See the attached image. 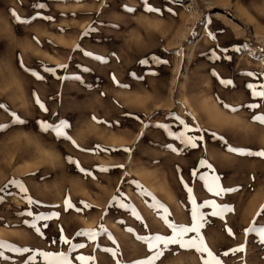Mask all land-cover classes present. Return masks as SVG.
<instances>
[{
	"label": "rangeland",
	"instance_id": "374dc122",
	"mask_svg": "<svg viewBox=\"0 0 264 264\" xmlns=\"http://www.w3.org/2000/svg\"><path fill=\"white\" fill-rule=\"evenodd\" d=\"M147 5L160 12L146 11L145 0H0V241L7 245L0 264H45L41 251L68 253L73 264L81 255L94 257L88 264H135L154 255L139 237L172 235L163 216L191 226L193 200L232 209L222 217L200 209V235L222 264H264V244L244 232L254 217L264 225V214L256 216L264 158L229 150L264 149V124L252 119L264 115V99L247 87L264 84V0ZM13 10L30 22H16ZM41 122L66 123V135ZM185 125L187 136L202 137L195 148L169 134ZM201 176L233 191L216 196ZM81 230L98 235L77 236ZM61 235L85 247L70 251ZM240 246L245 251L232 254ZM202 258L169 245L155 264Z\"/></svg>",
	"mask_w": 264,
	"mask_h": 264
},
{
	"label": "snow or ice",
	"instance_id": "6c2138e0",
	"mask_svg": "<svg viewBox=\"0 0 264 264\" xmlns=\"http://www.w3.org/2000/svg\"><path fill=\"white\" fill-rule=\"evenodd\" d=\"M175 2H179V0H175ZM145 4H146V9H145L146 11L158 12V13L160 12V9L153 8L150 5H147V0H145ZM34 7L42 8V7H44V5L43 4H35ZM167 10L169 12L172 11V9H167ZM128 11H134V9H128ZM173 14H175V13H173ZM12 15H13L14 20L18 23L30 22L29 20H25V19H22L21 17H19L18 14L15 12V10L12 11ZM45 18L46 19H52V17H45ZM92 30L93 29L89 28V31H92ZM84 34L87 35L88 33L85 32ZM209 35L212 39H215V36L213 34L210 33ZM77 48H79V46H77ZM247 48H248V45H242V46L236 47L235 51L239 52L242 49H247ZM85 54L88 56H93L92 53H85ZM93 58L100 60L101 62H105L103 57L94 56ZM213 58L214 59H220V57L216 56L215 54H213ZM228 59H231V57H228ZM165 63H166V61H165ZM60 67L61 68H67V65H60ZM46 71L53 72V74H54L55 70L54 69H46ZM32 74L35 75L37 77V79H43V77L39 76L35 72H33ZM213 74L216 75L215 73H213ZM246 75L252 76L253 73H246ZM221 83L224 84L225 86H228V85L232 84V81L221 80ZM247 87H248V89L251 90V94L254 98L264 99V84L255 85V84L250 83L247 85ZM36 103L40 106V108L42 110L47 111V109L45 108V106L39 100L38 97L36 99ZM0 107H3V106L0 105ZM224 107L229 108L231 111H237L238 110L236 108H232L230 105H227V104H225ZM247 107H249L250 109H256V108H259L260 105L259 104H249V105H247ZM16 119L19 120L18 117ZM252 119L254 121H258L261 124H264V115H255V116H253ZM19 122H23V121H19ZM41 123H42V128L44 131H48L49 129H51L52 131L55 132L57 137H62V136L66 135L65 132L63 131V129L65 127H67L68 125L64 122H62L59 125H55V126L47 124L46 122H41ZM181 123L183 124L184 122L181 121ZM161 127H163V125H161ZM188 131H191V129L187 125H185V131L184 132H181L179 134L169 132V134L172 135L174 139L179 140L181 143L185 144L186 147L195 148V147H197L195 140L196 139H202V137L193 138V137L187 136ZM197 131H198V129H197ZM67 138L71 139V137H67ZM73 143H75V142L73 141ZM169 147L174 152L178 151L174 147H171V146H169ZM229 150L232 152H238L240 154L254 155V156H259V157L264 158V149H262L260 151H256V152H252L250 150L235 149V148H230ZM125 151H130V150L125 149ZM69 159H70V162H72L71 158H69ZM201 165H207V167H209V168L212 167L210 164H207V161H205V160L201 161ZM101 170L106 171L107 169H101ZM194 175H195V173H194ZM201 179L206 180L208 191L214 193V195H216V196L222 195V193H224L225 191H233V189H223L219 184V178L218 177L201 176ZM189 192H191V189H189ZM193 205H194V207H193L192 213H191V215H192L191 226H185V225H179V224L172 223L171 221L168 220V217L165 215L162 217V219L167 224V227L172 230V235H170V236L156 235L154 237H139V239L143 240L147 244L148 249L150 251L154 252V255L151 257H148L145 260H138L135 262V264H155V261L163 255V249H167L169 245H179L181 248H184V249H195V251L198 253H201V254L206 253L207 258H202L203 264H222V261L211 251V249L205 243L203 236L200 235V230H201V228L204 227V224L206 222L205 214L203 212H201L200 209L201 208H211V209H213V211L211 212L212 216H221V217H222V214L224 212L231 211L232 209H230L226 206L219 205L214 200L205 201L204 204H202V205H197L195 203V200H193ZM66 206L72 207L71 203L68 201H66ZM85 206L88 207V205H85ZM121 207H126V205L122 204ZM160 207L163 208L162 205ZM163 210L165 212H167L166 208H164ZM132 211H133V215H136L137 219H139L140 217L137 215L135 209H133ZM262 214H264V206H262L260 212H257L256 216L259 217ZM28 215L31 216L32 213L29 212ZM35 219L37 221H40V220L51 219V217L39 215V216H36ZM33 227L35 228V230L37 232H40V229L36 228L35 224H33ZM45 227H47V225H45ZM226 230L228 232V235L234 236V233H233L231 228H227ZM244 232H245L246 236L251 234V233H255L257 235V237L259 238L261 244H264V225L258 226L256 223L255 217L253 218V221L249 225V227L244 229ZM188 233H196L197 238H191V239L185 240V237L188 235ZM76 235L77 236H87L90 240H95L98 233L94 230H81V231L77 232ZM60 239L64 244H70L71 245L70 251H75L77 248H84L85 247L84 244H78V245L77 244H71V241L63 235H61ZM161 245H163V249L161 248ZM6 246L7 245L5 242L0 241V248L6 247ZM17 251H20V249H17ZM23 251H28V249H23ZM230 251L232 252V254H235L236 252H243V251H245V247L240 246V247H238L236 249H232ZM38 255L43 258V260L45 261V264H73V261H72V259H70L69 254L65 253V252H44V251H41L38 253ZM113 255H115V253H113ZM224 255L225 256L229 255V252H225ZM31 259L35 260V257H32ZM76 260L80 261V264H88V261L94 260V257H85V256L81 255V256H77Z\"/></svg>",
	"mask_w": 264,
	"mask_h": 264
},
{
	"label": "bare ground",
	"instance_id": "6f19581e",
	"mask_svg": "<svg viewBox=\"0 0 264 264\" xmlns=\"http://www.w3.org/2000/svg\"><path fill=\"white\" fill-rule=\"evenodd\" d=\"M5 232H0V237H3Z\"/></svg>",
	"mask_w": 264,
	"mask_h": 264
}]
</instances>
